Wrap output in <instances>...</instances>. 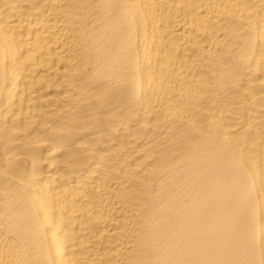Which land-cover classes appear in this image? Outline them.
<instances>
[{
    "label": "bare ground",
    "instance_id": "1",
    "mask_svg": "<svg viewBox=\"0 0 264 264\" xmlns=\"http://www.w3.org/2000/svg\"><path fill=\"white\" fill-rule=\"evenodd\" d=\"M0 264H264V0H0Z\"/></svg>",
    "mask_w": 264,
    "mask_h": 264
}]
</instances>
